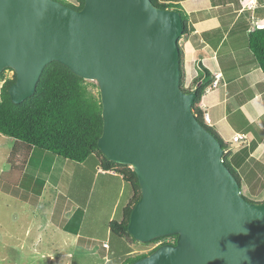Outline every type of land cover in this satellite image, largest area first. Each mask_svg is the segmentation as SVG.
Masks as SVG:
<instances>
[{
	"label": "water",
	"instance_id": "water-1",
	"mask_svg": "<svg viewBox=\"0 0 264 264\" xmlns=\"http://www.w3.org/2000/svg\"><path fill=\"white\" fill-rule=\"evenodd\" d=\"M183 28L178 11L151 0H0V72L15 73V104L51 61L97 84V146L140 187L128 232L140 243L177 235L129 264H264V201L242 196L192 112L195 91L180 87Z\"/></svg>",
	"mask_w": 264,
	"mask_h": 264
},
{
	"label": "trees",
	"instance_id": "trees-1",
	"mask_svg": "<svg viewBox=\"0 0 264 264\" xmlns=\"http://www.w3.org/2000/svg\"><path fill=\"white\" fill-rule=\"evenodd\" d=\"M56 1L74 9H80L83 5V0H75V3H69L66 0ZM151 1L157 7L172 8L180 13L184 24L180 39L190 33L188 14L180 5L170 2L163 3L159 0ZM180 39L178 40L180 87L185 92L195 91L191 106L193 114L220 142L223 149V161L239 182L242 196L251 202H263L264 200H254L248 192H246L248 195L242 192L244 191L243 179L246 165L249 160H255L250 157V153L253 151L256 141H251L249 146L233 151L234 143L225 141L214 128L205 122L201 99L213 76L199 62L196 65L197 74L192 78L191 83L188 86L184 84L183 54L192 51V47L188 42L180 43ZM247 45L252 52L256 66L264 74V27L255 28L249 32ZM8 69L10 68L0 72V81H2L0 85V134L13 139L12 149L7 156V161L12 165L10 172H22L26 160L33 150L53 154L64 160L77 163L90 159L100 169L113 171L120 175L122 180L129 185L127 202L122 207L121 218L108 221L109 236L117 238L115 246H118L117 249L126 250V258L119 259L114 264H129L150 253L161 244L175 243L176 234L162 236L143 243L149 244L163 240L147 252L134 251L133 244L138 241L128 232L127 226L131 209L140 197V187L136 174L129 165L107 159L97 146V140L102 131L99 92L97 95L93 94L85 79L77 76L61 63L51 61L44 66L34 93L22 102L15 104L8 94V88L15 81V73L13 72L11 77H4V72ZM30 180L31 183L36 184L34 177ZM38 183V191H40L43 184L42 181ZM34 188L33 186L32 190ZM81 216V209H76L68 217L63 229L76 234L79 230ZM168 238L171 241H166ZM103 248L105 247L103 246ZM106 248L111 253L106 263L109 264L114 260L116 251L110 243H107Z\"/></svg>",
	"mask_w": 264,
	"mask_h": 264
},
{
	"label": "rangeland",
	"instance_id": "rangeland-1",
	"mask_svg": "<svg viewBox=\"0 0 264 264\" xmlns=\"http://www.w3.org/2000/svg\"><path fill=\"white\" fill-rule=\"evenodd\" d=\"M66 1L75 3V0ZM12 74V70H5L4 77ZM86 81L89 90L97 95V84ZM12 145V138L0 134V264H106L111 253L103 248L104 242L116 251L109 264L126 258V250L117 249V238L109 236L108 230L111 214V219L121 218L129 192L126 182L120 190L118 180L101 175L93 177L92 172H87V168H92V160L82 164L53 154L44 160L29 157L22 172L11 173L7 156ZM246 170L243 194L248 192L254 200H264V168L256 160H249ZM32 177L36 184L31 183ZM40 181L43 185L38 191ZM78 208L82 211L79 225L82 238L75 244L73 238L67 241L56 225L65 224L66 218ZM162 241L135 242L133 249L147 252Z\"/></svg>",
	"mask_w": 264,
	"mask_h": 264
},
{
	"label": "crops",
	"instance_id": "crops-1",
	"mask_svg": "<svg viewBox=\"0 0 264 264\" xmlns=\"http://www.w3.org/2000/svg\"><path fill=\"white\" fill-rule=\"evenodd\" d=\"M159 1L180 5L189 17L190 33L180 39V43L188 42L192 47V51L183 54L184 84L191 83L199 62L213 76L201 99V107L208 117L205 122L225 141L234 143V151L256 141L250 154L256 164L264 168V74L256 66L247 45L249 32L264 27V0ZM214 80L217 81L215 86ZM237 135H244L245 139L233 141ZM34 156L39 160L49 157L47 153L33 150L29 157ZM91 166L87 172H92L93 177L116 179L120 182V190L126 186L115 172L100 169L94 161ZM126 202L127 198L124 205ZM63 226L56 225V229L67 236L66 240L73 238L74 243L79 244L80 228L74 234L65 231Z\"/></svg>",
	"mask_w": 264,
	"mask_h": 264
},
{
	"label": "built area",
	"instance_id": "built-area-1",
	"mask_svg": "<svg viewBox=\"0 0 264 264\" xmlns=\"http://www.w3.org/2000/svg\"><path fill=\"white\" fill-rule=\"evenodd\" d=\"M216 83H217V81L214 80L212 84L215 86ZM207 118H208L207 115L204 114V119L207 120ZM244 139H245V136H244V135H237V136H235V137L233 138V141L237 142V141H239V140H244ZM103 246H104V247H107V243L104 242V243H103Z\"/></svg>",
	"mask_w": 264,
	"mask_h": 264
},
{
	"label": "clouds",
	"instance_id": "clouds-1",
	"mask_svg": "<svg viewBox=\"0 0 264 264\" xmlns=\"http://www.w3.org/2000/svg\"><path fill=\"white\" fill-rule=\"evenodd\" d=\"M245 232H246V230H245Z\"/></svg>",
	"mask_w": 264,
	"mask_h": 264
}]
</instances>
